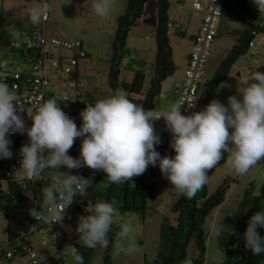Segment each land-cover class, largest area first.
I'll use <instances>...</instances> for the list:
<instances>
[{"label":"clouds","instance_id":"obj_1","mask_svg":"<svg viewBox=\"0 0 264 264\" xmlns=\"http://www.w3.org/2000/svg\"><path fill=\"white\" fill-rule=\"evenodd\" d=\"M253 3L259 12H264V0H253ZM115 6L116 0H95L93 9L103 18L111 15ZM49 11L47 3L33 7L28 12L31 23L39 25L47 19ZM227 101L225 105L213 99L203 110L190 115L181 114L185 102H175L154 116L152 110L133 103L123 89H115L107 98L87 105L80 112L82 124L78 128L55 99L33 111L16 102L14 86L10 89L7 83L0 82V158L13 157L11 134L26 133L29 141L19 151V168L23 174L35 179L45 171L58 173L41 192L47 213L36 207L29 209V215L36 221L51 225H62L65 209L77 196H86L93 186L91 177L61 172V167L103 171L110 183L119 184L132 183L149 165L158 164L161 174L177 193L192 199L208 183V171L224 159V153H227L229 171L241 176L264 159V72L251 73L239 84L237 95H230ZM23 112L32 120L30 127L25 125ZM161 117L171 134L169 146L174 156L161 157L156 150L161 139L153 122ZM77 138H82L80 156L73 158L68 153ZM115 204V200L100 201L88 210V215L79 217L75 231L85 248L107 250L112 243L114 254L125 249L128 254L138 250L136 229L131 222L122 223L115 240H110L118 214ZM258 227L264 228V210L251 215L244 232L245 248L257 256L264 254V237L257 231ZM222 230L221 224L215 229L216 239ZM67 248L75 264H83L79 248L72 245ZM182 264H192V261L186 258Z\"/></svg>","mask_w":264,"mask_h":264},{"label":"rangeland","instance_id":"obj_2","mask_svg":"<svg viewBox=\"0 0 264 264\" xmlns=\"http://www.w3.org/2000/svg\"><path fill=\"white\" fill-rule=\"evenodd\" d=\"M155 2L154 0H151ZM193 0H169V17L173 22V26L169 28L168 36L170 45L172 46L173 60L176 65L175 74L180 70L182 74L186 70V55L189 48L188 32L192 31L197 21H199L200 13L193 7ZM95 0H50V17L48 21L40 23L37 27H43L47 35L63 37L69 40L80 39L83 41L89 56L87 60L81 63L83 77L89 81L87 86V96L83 100L85 107L100 100L104 91L109 90L108 85V69L109 61L112 53V38L116 27V19L118 14L122 12L120 0H116V6L108 17H99L96 15L93 4ZM39 6L34 0H0V30H3V37L12 40V45H17L25 38L28 30L35 28L29 18L28 12L33 7ZM10 8V9H9ZM144 31L140 33L143 36L141 41L142 47L148 44L150 51L143 53L135 47V34L132 32L131 38L127 43V47L131 52L125 55L122 63L119 78L122 80H131L134 68L143 67L147 72L145 75L144 87L149 85L148 73L150 63L154 60L156 53L154 29L148 25L137 24ZM188 28V31L186 29ZM227 26L221 22L218 35L211 44L210 53L206 61L200 88L208 83L221 60L226 56L227 52L236 43V36L225 33ZM228 30V29H227ZM16 33L17 35H13ZM254 57L261 62L264 57V32L254 38L252 46ZM140 51V52H139ZM250 57V56H249ZM0 59L12 62H21L20 59L14 57L10 51V47L0 44ZM130 61L129 67H126L127 61ZM136 60V63L134 62ZM172 74L167 77L166 86L172 83ZM222 90H218L213 95V99H218L221 103L227 104L220 95ZM212 99V100H213ZM154 116L160 115L157 109L153 110ZM158 122V124H156ZM156 132L159 135L161 130H167L166 123L161 117L153 122ZM82 124V119L77 127ZM171 140V136H170ZM75 144L69 151V155L73 157ZM224 159L213 169L209 171V180L207 184L208 193H212L216 187L223 181L225 177H229V187L226 191L225 198L221 204L215 207L206 217L203 228L206 234L204 260L200 264H221L227 241L233 231V222L244 189L249 188L250 184L257 190L259 185L264 181V159L260 160L248 174L237 175L229 171L227 164V153H224ZM61 172H70L75 175V170H69L65 167L59 169ZM19 177L23 174L16 168ZM58 173L53 171H45L40 177H46L48 183ZM177 195V191L172 187L171 183L161 175L156 182L154 194L148 199L145 211L139 213L133 210L118 209L115 217V223L119 225L125 222H131L136 229L135 242L138 250L128 254L127 250L114 254L113 251L109 256V260L104 259L103 248L97 247L90 255V264H152L157 256L160 246V228L164 221V217H168L173 221V213L171 212V204ZM41 204H44L41 197ZM81 214L78 211L70 209L68 217H64L65 225L48 224L39 230L30 234L29 240L33 251L37 253L40 264H50L49 259L54 256H60L64 260L75 264L73 257L67 246V238L72 241L81 242L79 234H76V227ZM223 226L222 233L218 239L215 237V229L219 225ZM7 239L6 218L0 211V240ZM45 241V243H43ZM195 236L192 235L186 248V258L194 261L198 258ZM9 264H29L28 254H23L19 258L9 261Z\"/></svg>","mask_w":264,"mask_h":264},{"label":"trees","instance_id":"obj_3","mask_svg":"<svg viewBox=\"0 0 264 264\" xmlns=\"http://www.w3.org/2000/svg\"><path fill=\"white\" fill-rule=\"evenodd\" d=\"M146 1L128 0L126 9L116 19L108 69L109 90L104 91L100 99L107 98L115 89H123L133 103L143 105L145 109L153 111L159 102L163 80L176 69L168 36L169 29L167 28V23L169 22V0H154L156 3V53L148 70L150 74L148 87H144L147 71L142 66L134 68L131 80L127 81L119 78L121 63L129 52V48L127 47L129 32L133 26L139 23ZM260 29L264 30L263 27H260ZM250 42L251 37H247L244 45L237 42L231 47L218 65L212 79L202 88L199 85L196 103L191 112L201 111L208 105L211 93L227 76L231 66L238 57L247 51ZM0 44L9 46L12 55L20 59L21 62L26 59L28 52L22 48L14 47L11 39L3 37V30H0ZM126 67H129V65L126 64ZM256 71L264 72V59L262 64L249 72L248 76ZM159 136L161 143L155 147L161 157L165 155L174 156L175 152L169 146L171 141L170 132L168 130H161ZM81 140L82 138L76 139L78 148L73 150V158H79L80 156ZM21 147V138H13L11 144L13 157L11 159L0 158V211L6 218L7 239L9 242L19 237L22 231L25 232L24 240L29 241L27 237L30 234L48 225L47 223L36 221L34 217L29 215L30 208H37L33 203V192H23L21 179L15 175L13 168ZM74 170L75 175L85 178L91 177L93 183L86 196H78L75 198L73 204L67 208V212L73 209L74 211H78L81 216L88 215V210L96 203L100 201L111 202L113 200L116 201L115 207L117 209L143 213L148 199L154 194L156 182L162 175L158 164L155 167L149 165L143 175L133 178V186L131 181L119 184L110 183L106 174H97L96 171L87 167ZM229 182V177H225L212 193H208L207 183L192 199H188L186 196L177 193L171 204L173 221H170L166 216L164 217L159 233L160 246L152 264H182V261L186 259V248L192 235L195 236L199 256L196 260L192 261V264L202 263L206 240L203 224L207 215L223 202ZM47 184L42 185V189ZM261 210H264V181H262L257 190L254 189L252 184H250L249 188L244 189L243 195L238 202L233 222V231L227 241L224 259L221 264H264V254L254 255L250 249L245 248L244 243V232L249 218L256 211ZM67 217L68 213L65 215V218ZM32 225H35V228ZM119 230V225L114 223L109 234L110 240H115V234ZM257 231L264 237V228L258 227ZM76 234L78 233L76 232ZM74 242L83 255V264H90L89 258L94 249L85 248L82 241ZM111 253L112 243H110L107 250H104V259L106 261L109 260ZM60 259L62 258L60 257Z\"/></svg>","mask_w":264,"mask_h":264},{"label":"built area","instance_id":"obj_4","mask_svg":"<svg viewBox=\"0 0 264 264\" xmlns=\"http://www.w3.org/2000/svg\"><path fill=\"white\" fill-rule=\"evenodd\" d=\"M39 6L47 3L50 6V0H34ZM226 0H193L194 9L202 12V18L198 29L193 37V46L189 53L187 67L184 73L183 82L180 88L176 102H185L181 108L182 115H189L195 106L197 92L202 80L204 67L208 59L212 41L214 40L219 19L222 15V9ZM253 1V0H252ZM219 9V10H218ZM50 17L43 20L47 21ZM173 22L167 23V28L173 26ZM264 27V23L261 27ZM16 48H22L27 51V57L23 62H12L0 59V82L7 83L10 89L14 86L16 93V102L30 107L35 111L39 105L44 102L55 99L62 111L78 125L81 120L80 112L85 108L83 100L87 96V86L89 81L83 77L81 63L88 58V51L80 39L69 40L63 37L46 36L42 27L33 28L22 42L14 45ZM161 95V93H160ZM26 127L32 124L31 118L26 112L21 113ZM20 137L22 145L27 144L29 138L27 134L14 133L9 136L13 138ZM75 149L78 148V142L75 141ZM20 155L16 158L14 172L16 177L21 179L22 191L33 192V203L37 209L47 213V204H41L42 185L48 183L46 177H37L35 179L25 176L20 167ZM23 174L19 177L16 168ZM97 174L104 175L103 171H96ZM78 197V196H77ZM76 197V198H77ZM57 208L61 207L58 203ZM67 208L65 209V215ZM38 222H43L42 220ZM52 225L63 226V224L53 223ZM25 232H21L9 242L0 240V264H9L10 260L19 258L23 254H28L29 264H40L37 253L33 251L29 241L24 240ZM69 245L76 244L70 238H67ZM45 243V241H43ZM50 264H72L68 260L60 259L54 256L49 259Z\"/></svg>","mask_w":264,"mask_h":264},{"label":"crops","instance_id":"obj_5","mask_svg":"<svg viewBox=\"0 0 264 264\" xmlns=\"http://www.w3.org/2000/svg\"><path fill=\"white\" fill-rule=\"evenodd\" d=\"M120 2H121L120 4L122 6V9H123L122 12H120V14H121L126 9L128 0H120ZM150 2L153 3V9L146 11L145 15H143L140 18L139 23L142 25H148V26L153 27L154 36H155V27L156 26H153L150 23L153 21V16L155 15V12H156V3L152 2V1H150ZM196 11L200 13V18H199V21H197L196 25L194 26L193 30L188 32L189 33L188 34L189 48H188L187 55H186V67H187V63H188L189 53H190L192 46H193V37H194V35L198 29L199 23H200L201 18H202V12L198 11V10H196ZM120 14H118V16ZM169 21H170V17H169ZM221 22H224L227 26L228 30L227 29L223 30V31H225V33L229 34L230 36L231 35L236 36V43L238 42V43H242L244 45L247 37L248 38L251 37V42L249 44L247 51L238 57V59L231 66L227 76L220 82L218 87L211 93V98H210L209 103L212 101L214 93H216L218 90H222V92L220 93L221 94L220 96L225 101H227V98L230 95H236L239 84H241V82L246 77H248V74L250 71L254 70L260 64H262L263 59H264V57H263L262 61L258 62V59L256 57H254V53L252 50V46L254 45V38L260 33V31L264 32V30L260 29L261 24L264 23V12H259L252 0H226L224 2V5H223L222 15L219 19L216 36L218 35V31H219V27H220ZM34 27H37V25H35ZM42 29H43V27H42ZM263 29H264V27H263ZM31 30H28L26 35H28V33ZM43 31H44V29H43ZM186 31H188V28L186 29ZM132 32H134L133 34H135V39H133V41L137 45L135 47V49L137 48L138 50L142 51L143 53L150 51L151 48L148 46L149 43L142 47L141 41H143L144 39L140 33H144V31H142V29L140 27H138L137 25H135L131 28L129 35H128V38H127V43L129 42V39L131 38ZM46 36H51V35L46 34ZM154 40H155V38H154ZM155 45H156V42H155ZM128 54H129V56H128L129 59L130 58L133 59L131 57L130 51L128 52ZM172 55H173V53H172ZM88 56H89V53H88ZM154 57H155V55H154ZM134 62L136 63V60ZM126 64L129 65L130 61L128 60ZM151 64H152V62L150 63V67H151ZM150 67H149V69H150ZM184 73H185V71H184ZM171 76H173L172 77V80H173L172 83L170 82V84L168 86H166L165 82H166L167 78H165V80H163V82L161 84V95H159V102L155 108V109H157V112H160V114L162 112L168 110L169 106L172 103H175L177 101V97L179 95L180 88H181V85L183 82L184 74H182V72L180 70L176 74L174 71ZM221 85H226V87H220ZM241 86H243V85H241ZM227 103H228V101H227ZM225 105H227V104H225ZM156 124H158V122H156Z\"/></svg>","mask_w":264,"mask_h":264},{"label":"water","instance_id":"obj_6","mask_svg":"<svg viewBox=\"0 0 264 264\" xmlns=\"http://www.w3.org/2000/svg\"><path fill=\"white\" fill-rule=\"evenodd\" d=\"M151 0H147L145 3H144V6H143V14H142V16L143 15H145V13H146V6H147V4L150 2ZM151 25H153V26H156V16L154 15L153 16V21L150 23Z\"/></svg>","mask_w":264,"mask_h":264},{"label":"flooded vegetation","instance_id":"obj_7","mask_svg":"<svg viewBox=\"0 0 264 264\" xmlns=\"http://www.w3.org/2000/svg\"><path fill=\"white\" fill-rule=\"evenodd\" d=\"M153 9V3L149 2L146 6V10H152Z\"/></svg>","mask_w":264,"mask_h":264}]
</instances>
